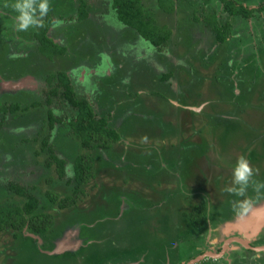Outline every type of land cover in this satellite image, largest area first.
<instances>
[{"label": "rangeland", "instance_id": "374dc122", "mask_svg": "<svg viewBox=\"0 0 264 264\" xmlns=\"http://www.w3.org/2000/svg\"><path fill=\"white\" fill-rule=\"evenodd\" d=\"M86 1L88 3L87 8L89 10L90 17H99L100 14L109 11L108 0H104V3L102 5L97 3L98 0ZM142 1L144 4L142 3L141 5L144 10L148 8V13H152L155 10V20L160 24H166L171 29V35L168 39V43L167 45L162 46V52L165 51V49L167 50L166 53L170 55L168 57L170 62L175 63L176 60L179 61L178 66L176 64L174 65V70L176 72L175 77L177 79L176 82H178V87L177 90H171L167 85V94H170L172 92L173 95H177V93L179 92L180 98H182L185 104H187L186 107H190L191 111H189L188 109L177 108L178 104L171 106L166 105V102L162 103L160 105V111H158L160 112L159 114H161L162 112L165 113V115H169L168 117H163L165 118V120L172 121L174 128H176L177 130L175 129V132L170 131L163 138H155L156 134L158 133V131H154L156 130V128H152L151 130L154 131L152 132L150 131V128L145 125L146 127L137 129L133 134H122V137L114 144V151L120 153V159L117 161L115 157V159L112 158L111 160L110 158V160L113 164L119 166L122 165L121 163L127 162L124 160L123 155H125V153L127 152L129 153L131 151L130 149L135 152H141V155L146 157L149 155L145 154L143 151L151 150L154 148L159 150L160 147H164V145L167 148L172 144L179 143L183 139H187L193 142H199L203 141L204 137L207 140L206 142L208 143V151L206 155L201 156V159H199L200 166L202 160L208 161V158L206 157L208 155H210L212 161L215 160V162H217L219 165L213 164L212 169H204L203 175L197 174L195 171L193 176H191L192 178L187 177L183 180H180V169L173 170L169 167H166V164L162 163L160 167L161 169L156 170L157 174L154 175L155 178H153V181L148 183V180L145 179V176L135 173V177H131V174L128 171H124V173H121V170H116L117 167H113V165H111V162L109 163V165L107 164L106 166H103L101 163L102 159L99 156L96 162V169L98 167L99 169L96 170L94 178L91 179L85 186L86 194H84L83 196L82 204H85V206L87 207H85L84 211L88 213L89 209H95L93 204L97 208H101L100 206H102L103 209H106L108 207V204H115L116 199L113 198L115 194L111 195L108 190L109 186L112 185L116 186L115 190L117 192L122 190L137 191L138 195L145 194L149 198L154 197L153 200H162L161 204H163L165 207L167 199L164 201V195L167 194L171 197L173 194H175L179 199L175 202L169 203L168 205L177 206V209L179 211L191 210L192 204L199 202L201 199H204L207 202L208 209L210 207L215 208L216 199L220 198L219 200H222L223 196L225 197V195L223 194L225 192H228L225 191V188L231 183L232 164L234 163V161L238 157L242 156L247 159L250 166L253 168L254 165L246 157V152L251 147H253V144L250 143L249 148L246 150V142L250 137L252 140L253 134L255 135L257 134L256 132L264 130V79H262L264 77V52L261 61V52L258 51V46L263 45V42L259 44L258 39L260 38L262 40L264 36V10L258 9V6L264 4V0H238L239 2L247 5V7L249 8H255L252 16L248 19H240L239 16L233 17V15H229L223 9L220 0H164L165 2L161 4H159L161 0H156V2L155 0ZM188 2H191L195 6L188 7ZM0 3L3 7H6V0H0ZM172 6L175 8L172 13L164 12L169 11L170 7ZM193 8L196 10V13L199 16V20L197 22L192 20L191 13ZM3 9L5 10V8ZM70 9L71 10L69 11V13L73 10L72 8ZM211 12L216 15L219 24L228 23L229 33L227 36V41L223 44L215 42L214 35L205 22V18L207 17H205V15H209L211 14ZM15 15L16 13L13 12L12 16ZM72 15H74V13ZM102 17L103 16H101V18ZM111 18L112 20H110ZM102 19H104V17ZM0 21L2 27H4L1 31L13 29L12 27L15 25L14 23L11 26L3 19H0ZM103 21L111 24L109 29H103L104 31H110L111 29L117 30L116 26L120 23L116 18V15L112 12H110V15ZM186 26L188 30L186 29ZM66 27L67 24L65 22L55 20L54 25L51 28V31L56 34L57 41L62 45L67 46L66 52L61 55H56L50 60H47L45 57H39L40 60L37 62L38 64H35L36 66L32 69V71L24 76H22L23 74L9 75L8 73H6V77H0L1 100L7 102L11 101V103H20L21 108L23 106H27L31 111L37 110V106L40 105L41 108L39 109L41 115L38 116H41L42 119V123L40 121L38 126L29 123L30 117L27 118V122L25 121L26 119L22 118V120H20L21 125L18 124L15 120H8L7 127L10 130L8 132L9 134H13L15 137V139H12L11 143H8L6 140H4V133H1L0 131V143L6 149L5 153H11V147L9 146L10 144L12 145V148H15L17 143L22 142L18 147V151L20 152L21 147L24 144L23 139L27 138L29 142H26L23 148L26 149L27 153L29 154L27 158H31V160L24 159L22 164L20 162H17L16 164H13L12 167L9 166L8 161L3 160L4 157L0 158V203L10 204L14 201H20L21 203L24 202L25 197L23 195H17L14 190L8 189V181L13 183L18 182L19 184L26 185L29 187V190L34 193L35 196H40L41 192L53 188V186H50V179L56 181L60 179L58 177V166L56 162L53 161L51 166H47L45 164L48 150L41 147L43 136L46 137L47 135L51 134V137H49V139L47 136V140L54 146L57 154L65 158L66 173L71 174L69 153L75 149L74 147L71 148L69 145L70 143L68 142H60V140L64 138V136L62 135L64 133V130L60 129L59 122L55 123V127L53 129H50L46 119L47 115L45 114V108L51 105L54 106L56 103H58L57 99L51 97V102H48L46 101V94H42L43 88L47 89L48 87V83L46 81L47 74H51L59 69H64L69 72L71 70L70 65H73V48L71 39L68 35H66V32L70 29V26L69 29ZM73 29L74 27L72 28V31ZM78 29L79 30H76L73 35L76 39L78 38V41L79 39L83 41L89 40L88 33L92 40L96 36L94 30L91 28V30L89 31H87V27H79ZM120 31L123 32V30ZM188 34H190V37H188ZM234 34H236L237 36H234ZM125 35L126 33L124 32L120 37H117L116 39V41L119 40L124 42V46L128 47L130 49L129 51H131L132 49L130 55L131 58L125 57V62L127 64H130L132 62V59H136V62L138 63L141 59L139 46L144 47V45H151V43L137 36H134L135 38L132 37L133 42H131L130 38L126 37ZM105 37L106 39H108L109 35L105 34ZM187 40L190 42L189 45H185V41ZM86 44L87 43H84L83 46H86ZM133 44L139 46L134 47ZM4 46L7 47L6 44ZM99 46L101 45L99 44ZM119 47L120 46H116L113 49H109L107 46L105 48L100 47L98 48L97 52H95L97 48L95 46L92 47V54L90 55V57L92 58H90L89 60L90 71L91 73H95L92 74L93 76L99 75L96 73H100V71H103V73H106V75H110L112 73L113 67L111 69L110 63L106 64L103 61H105L104 58L109 59L110 57L117 55L115 51ZM1 48H3V46H1ZM168 50L171 51L168 52ZM252 50L258 51V54L254 55L255 57L250 56V52ZM2 51L0 52V55L2 54ZM108 51L111 52L110 56V53H105ZM74 55L76 59L82 60L83 58L87 57L81 56V51L79 50L75 51ZM161 55V51L158 52L156 49V62L159 63L158 60L160 59V57H162ZM31 57L32 59L38 58L33 53ZM224 57L227 58L226 63L228 67L224 66L223 64ZM254 59L257 60L255 64L259 66L262 71L261 75L257 77V80L262 79V81L256 89L251 88V86L249 85V83H251V81L253 80V78H251V75H253L254 71H251L247 68L250 62L254 61ZM9 60V58L5 59L4 66L13 68V70L16 69L18 67V65H16L17 61ZM158 63L157 65L159 67ZM17 72H19V70H17ZM160 72L161 69H158L156 71V78L158 77ZM86 77L87 75L85 71H82L81 73H79L78 71L75 72L74 77L73 74H71L73 84L76 85L78 93L80 95L86 94L87 98L93 102V92L89 89H87L86 92L81 90V88L86 89V86H88ZM219 79H223V81H225V84L220 86L218 81ZM78 81L82 82V84H79ZM55 82V80L50 81L49 84H54ZM175 85L177 86V84ZM229 85H232V94H227V92H225L224 96V92L220 93V90L222 89V87H226ZM246 89H248L249 91L246 92ZM127 90L125 89L124 92H128ZM245 92L247 97H245L243 101L242 97L245 96ZM140 93L141 94L139 95L141 96L150 95V93L147 92V89L144 90V93ZM157 94L159 95L160 92H158ZM116 96V101L115 103L113 101L112 106H114L115 104V109H117L118 112L116 113V115L110 114L111 116H113L111 117L112 119L110 120V122L111 124H113V126L118 127L121 130L123 126L126 125L125 122L127 123V121L123 119L120 124L118 122V119H121L123 116L121 112H123V110L127 107V105L123 104V102L131 103V105L134 104L125 94L120 97L118 95ZM129 97L131 96L129 95ZM120 101L122 102L124 108L123 106L121 107V105H118L120 104ZM93 103H95L94 106L98 111L102 110L101 106L98 103L96 104V101H94ZM153 104L154 105H151L149 110L153 111L154 113H158L157 107L159 109V101H153ZM104 105L105 104H103L102 106ZM106 107L107 106H104L103 108H105L106 110ZM167 107L170 110V114L165 112L167 110ZM19 110L21 109H18V111ZM129 110L132 111L134 109ZM37 112L39 111L37 110ZM142 112H139L140 116L144 117L145 115H147V112ZM8 118L9 117L7 116V119ZM223 119H226V121L228 122H231L233 120L234 123H236L234 125V127L236 126L235 128L239 126H241L242 128V123L245 124L244 128H242L243 131H241L240 129L239 131L233 129L230 135L229 131L227 132L228 137L226 138V140L222 138L220 139L219 137L223 134L224 129L227 125L224 123ZM137 120L140 119L137 118ZM113 121L115 124L113 123ZM139 123H145V121L140 120ZM19 125L20 127H18ZM16 129H18L19 131L15 132ZM246 131L251 132V136L249 135L247 141H245L244 136V133ZM262 133L263 136L261 139L264 141V132ZM145 135L154 137H151L149 139L145 138ZM58 143H62L63 146L61 145L59 147ZM260 144L261 142L258 143L257 147ZM72 146H74V144H72ZM262 146L259 148L260 151ZM220 149H224L227 151L225 155L227 156V159L231 161L230 163L224 162V159L222 157L223 153L221 154ZM34 152H39V154L34 156ZM16 154L17 153L15 152V154L13 155ZM102 155H105L106 157V154H104L103 152ZM150 157L151 156H149V158ZM2 160L3 162H1ZM207 166L208 163L205 164V167ZM125 168L126 166L125 164H123V169ZM193 170H195V167L193 168ZM197 171L199 173V170ZM215 177H218V180L215 181ZM56 187L57 186H54L53 189H55ZM59 189L60 188H58V190ZM248 193L249 187L246 186L243 193L241 194L237 192L236 197H234L233 199V205H235L236 203L237 206L243 207L241 209V212L240 210L233 211L227 218L217 220L215 222L208 218L206 229L203 232H200V230H198V233H191V236L188 237H186L185 234L179 235L177 234V229L182 224L179 221H176V219H173L176 221L174 230V235L176 234V241L173 242L171 247L167 246L165 248L167 250V253L165 254L166 257H159L158 254V256L153 255V257L150 256L149 258H147L146 253L145 257L144 254H142V256L131 260L126 257L127 255L120 253L117 255L120 256L121 260H112L110 264L185 263L190 259L186 258L185 256H187V254H191L194 247L202 250H210L211 248L217 250L216 246L220 245L223 238H228L230 235L238 234L236 226L230 228L232 225L231 222H235L230 221L233 220V215H240L243 214V212H246L245 214H247L249 206L258 208L264 205V197H260L259 199L256 198L255 201H253L248 198ZM119 195V197L117 196L120 199L118 206L121 205V207H123L125 200H121L123 196L121 193ZM97 203H100V206ZM146 210L147 212L151 211V209ZM165 210L167 211L168 209ZM108 214L109 213L106 209L105 214H102V216H108ZM110 217H106L110 221H106V219L102 221L103 226H108L106 230H109L111 225L119 224L120 226L123 224L122 216L118 217V215H115V217ZM169 218L170 221L165 222L166 225L168 224L167 228L170 227L171 223H173L170 216ZM228 219L230 221L228 222V224H230L228 226L230 230L228 232L229 235L227 234L226 236L223 231L226 230L225 223L228 221ZM149 221L151 222V219ZM91 229L94 228L87 227L88 232H92ZM26 230L27 229H25V231ZM77 233V227H71L68 228L64 234L62 232L60 235L61 237L57 239H52L51 237L49 240L52 247L47 249L48 254H54L55 256H57L64 253H70V250H73L74 248H76V246V252H78L81 246H84L86 243H88V241H85L82 238L79 240ZM26 234L32 237L31 240L36 238V242L33 241V246H38L43 243V241L40 240V237H38V243L37 236L31 234L29 231L26 232ZM255 235L256 236H254L250 241H253L257 244L264 243V224L261 225V230L259 231V233L257 234L256 232ZM109 236L112 237V235ZM157 236H154L152 238V243H154V246L157 245V241L159 240V237ZM12 238L13 236L11 235V231H0V264H35L33 263L34 261H32L33 259L31 257L27 259L25 258L30 247L29 244L22 247L24 251L23 254L16 255L8 253V256H6L5 245H8ZM104 240L105 238L103 240L100 239V241ZM178 244L182 245L183 248L181 251L183 253L180 252V248L177 249L176 247V250L171 249ZM84 247H87V245ZM98 248L95 247L94 251L97 252ZM102 249L106 253H112L113 251L119 250V248H117V246L114 244H112V246H110L109 244H103V246H101L99 249V256L105 255ZM40 251L44 252L41 249ZM143 252L145 251H142V253ZM196 254L198 253L196 252L194 256ZM180 255H183L182 258H179ZM76 257H84V255L83 253H77ZM155 257L159 258V263L155 260ZM242 257L243 260L246 261V264H255L256 260L259 261L260 264H264V252L261 253V257H257L251 251H240L239 249L232 251L229 256H227V258L216 259L214 261V264H229L228 262H231L232 264H242ZM19 258H21L22 260H19ZM37 258L38 262L40 263L39 255H37ZM115 259H117V256H115ZM66 260L67 259H64L63 261ZM198 263L200 264V262L198 261L195 264Z\"/></svg>", "mask_w": 264, "mask_h": 264}, {"label": "trees", "instance_id": "16d2710c", "mask_svg": "<svg viewBox=\"0 0 264 264\" xmlns=\"http://www.w3.org/2000/svg\"><path fill=\"white\" fill-rule=\"evenodd\" d=\"M68 1L75 3L72 6H74L77 19L79 20V22L83 21L85 23L84 27H87V31L91 29L94 30L96 36L93 39V42L96 44L98 43L96 48H105L107 46L109 49H113L116 46L120 47L115 51L117 55L110 57L107 62L108 64L110 63L111 69L112 67L113 69L112 73L105 76L103 79L104 88L102 86L100 90L98 84H94L89 88V90H91L94 95L93 102L96 101V104L98 103L101 106L102 111H98L96 109V107L94 106L95 103L90 101L87 98L86 94L78 95L76 93L71 80L67 77L66 73L63 70L58 72L57 74L58 83L48 88L46 101L51 102V97L56 95L63 99L61 100L63 101L62 110L65 112V114H63V117H56L50 110V107H48V119H46L48 121L50 129L54 128L55 123H60V129L64 130V133L62 134L64 138H62L60 142H68L70 143V147H74L75 149L69 153L71 174L66 173L65 158H63V156H59L54 146L47 140V136L49 139V137H51V134L44 137V139L41 141V147L48 150L45 164L47 166H51L52 162L55 161L58 166V177L60 179H58L57 181L50 179V186H53V188L54 186L57 187L55 189L51 188L49 190L41 192L40 196H35L34 193L31 192V190H29V187L26 185H20L18 183H13L10 181L7 182L8 189L14 190L18 194H22L25 199L23 203H21L20 201H14L10 204L0 203V231H11V235L13 236L9 244L5 245L6 256H8V253L16 255L23 254L24 251L22 247L29 244L30 247L25 258L27 259L31 257L33 259L32 261H34L33 263L35 264H76V260L74 258L77 256V253H83V255L85 256V264H96L103 260V258L100 259L99 253L96 254L94 253V251H92V246L95 245L93 243H91L88 247H81L78 252L64 253L57 256H55L54 254L41 252L39 247L46 249L52 247L49 239L51 237L55 238L56 236L61 235L62 230L66 225L80 226V237H83L82 234H85V236L87 235L86 237L88 239L95 238L96 235H98L96 231L91 229L92 232H88L86 225H88L87 223H90L91 221L98 218L110 221L108 218H105L107 216H102V214H105V211L107 209L109 213L108 217H115V215H118V217L122 216L124 223V235H116V239L114 238L115 241L119 242L120 244V247H117L119 248V250L113 251L116 255L122 252L131 260L142 256V254H144L145 257L146 253L147 258H149L150 256L153 257V255L158 256V254L159 257L161 256L164 258L166 257L165 254L167 253V250L165 248L167 246L171 247L173 242L176 241V234L174 235L176 221H179L182 224L177 229V234H185V236L188 237L191 236V233H198V230H200V232H203L206 229L208 218L213 222L222 220L224 218H227L233 211H241L243 207L237 206L236 203L235 205H233V199L234 197H236L237 192H225L223 194L225 195V197L223 196L222 200H219L220 198L216 199L215 208L210 207L208 209L207 202L204 199H201L199 202L192 204L191 210L179 211L177 209V206L168 205L169 203L175 202L179 199L175 194H173L171 197L167 194L164 195V201L167 199L165 207L163 204H161L162 200H153L154 197L149 198L145 194L138 195L137 191L122 190L117 192L115 190L116 186L112 185L109 186L108 190L111 195L115 194V196L113 197L116 199L115 204H108V207L106 209H103L102 206H100V203H97L101 208H97L95 206V209L91 211V215L84 211L85 206L82 204V200L84 194H86L85 186L91 179L94 178L96 170L99 169V167L96 169L97 158L100 156L103 166H106L107 164L109 165L112 158L115 159L116 157L117 161L120 159V153L114 151V144L122 137L123 132L125 135H128L129 133L133 134L136 132L135 128L132 126L130 117L133 118L134 116V118L136 119L137 115L128 113L124 119L125 121H127V123L125 122L126 125H124L120 130L118 127H115L110 123L108 117L110 115V112L109 110H103L105 108H103L102 106L107 102L111 107L112 102L116 99L115 91L117 93V89H115L114 87H116V85L120 83L121 77L126 74L125 67L121 68L118 65L120 63H126L124 59L125 57L131 58V51H129L130 49L124 46L125 43L122 41L117 40V42H115L117 38H114V35H109L110 37L106 39L103 35H101V33H99V31H96L94 26L90 23L91 21H88L89 10L87 8L86 0ZM108 1V14L112 12L116 15V18L120 22H122L125 27L124 29L126 37H129L130 40H132V37L140 36L149 41L152 45L156 46L158 52H162V46L164 44L167 45L168 43V39L171 35V29L168 28L166 24L158 23L155 20L154 13L147 12L148 8L145 9V11L141 5V0ZM220 1L222 3L223 9L229 15H233V17L239 16L240 19H248L252 16V13L255 10V8H249L247 7V5L239 2L238 0ZM164 2V0H161L159 4ZM189 6L195 5H193L191 2H188V7ZM258 9L264 10V4L258 6ZM173 10H175V8L172 6L170 7L169 11L164 12L172 13ZM191 16L192 20L196 22L199 20V16L194 8L192 9ZM205 17V22L211 29L214 35L215 42L219 44L225 43L227 41V36L229 33L228 23L219 24L216 15L212 12L209 15L206 14ZM186 29L188 30L187 26ZM46 30L47 24L43 23L38 31V38L40 47L45 51L47 57L51 58L55 53L61 54L64 51V47H58L56 44H54L45 35ZM234 36L237 35L234 34ZM188 37H190V34H188ZM258 40L259 44L263 42L262 46H258V51L261 52L260 59L262 61V55L264 52V36L262 40L260 38ZM185 42V45H189L190 43L188 40ZM99 44L101 46H99ZM170 51L171 50H168V52ZM163 52H167V50L165 49V51ZM254 55L255 51L252 50L250 52V56L254 57ZM161 56H163V54ZM158 61L159 63L156 62V64L158 63L159 70L161 69L159 78L168 79L167 77H171L172 79L177 81L175 77L176 72L174 70L175 63L170 62L169 59L162 57H160ZM226 61L227 58L224 57L223 64L224 66L228 67ZM256 61L257 60L254 59V61L250 62L249 66L247 67L249 70L254 71L253 75H251V78H253V80L251 81V83H249V85L251 86V88L253 87L255 89L260 85L262 79H264L263 77L261 80H257V77L261 75L262 71L259 66L255 64ZM46 78H48V81H50V75L46 76ZM218 81L220 86L225 84V81H223V79H219ZM231 87L232 85L222 87L220 93L224 92V96L225 92H227V94H232ZM124 88L127 90L128 87L125 86ZM247 90L248 89H246V92ZM127 91L130 95L134 94L135 97L137 96L136 100L139 99L136 91H133L131 88H129ZM113 94L115 96L114 98ZM125 94L127 93L125 92ZM244 95L245 96L242 97L243 101L246 97V94ZM169 96H171V100L172 98H176L173 96L172 92L169 94ZM177 100L179 102L177 108L181 109L184 105H186L182 98H177ZM125 104L128 107L131 106V109L135 108L133 105H131V103L126 102ZM173 105L174 104L172 103L171 106ZM18 107V103H11L7 108L11 111L12 114H14L12 111L16 110ZM0 110H5V107L2 106ZM189 111L191 110L189 109ZM146 114V119H148L147 121L150 120L152 125L156 128V130L154 131H158L155 138H163L170 131L175 132L176 128H174L172 121L163 120L161 114L153 112H147ZM223 121L228 126L226 125V128H223L224 132L222 135H220V139L222 138L226 140V138L228 137V131L230 135L233 129H236L237 131H239L240 129L241 131H243L242 128H244L245 126V124L242 123V128L241 126L235 128L236 126L234 127V125L236 123H234L233 120L231 122H228L226 121V119H223ZM0 131L1 133H4V140H6L8 143H11L12 139H15L13 134H9L7 128H1ZM262 132H264V130L256 132L257 134H253L252 140L250 137L248 141L247 138L249 137L251 132L246 131L244 133L245 141H247L245 149L247 150L249 148L250 143L253 144V147H251L246 152V157L254 165L253 169L255 170L253 177L250 179V182L247 185L249 187L248 198L253 201H255L256 198L259 199L260 197H264V187L259 188V190H257L256 188L257 182H264V141L261 139L263 136ZM151 137L145 135V138ZM206 141L207 140L204 137L203 141L199 142H193L187 139H183L179 143L172 144L167 148L164 145V147L161 146L159 150L154 148L151 150L143 151L145 154L151 156L150 158L149 156H142L141 152H135L130 149L131 151L129 153L127 152L125 153V155H123L124 160L127 162L121 163L122 165L119 166H116V164H113L111 162V165H113V167L116 166V170H121V173H124V171H128L131 174V177H135L136 174L145 176V179L148 180V183L153 181V178H155L154 175L157 174L156 170L161 169L160 167L162 163H165L167 167L173 170L180 169V180L193 176L195 171L197 174L203 175L204 169H212L213 164H218L217 162H215V160L212 161L210 155H208L206 156L208 158V161L202 160L200 166L199 159H201V156L206 155L208 151V143ZM259 142H261V144L257 147ZM72 144H74V146H72ZM58 145L60 147L62 143H58ZM261 146L262 148L260 151L259 148ZM5 151L6 149L0 143V158L3 154L6 156L8 155V153H5ZM220 151L221 154L223 153L222 157L224 159V162L230 163L231 161L228 160L227 156L225 155L227 151L224 149H220ZM102 152L106 154V157L105 155H102ZM33 154L35 156L38 155L39 152H34ZM6 158L7 157H5L4 159ZM206 163H208L207 167H205ZM123 164H125L126 166L125 169H123ZM194 167L195 170H193ZM197 170H199V173ZM214 180H218V177H215ZM58 188L60 189L58 190ZM120 193L123 195L121 200H125L124 207L121 211L118 206L120 200L118 197L120 196ZM56 208H59L61 211L56 213ZM146 209H151V211L147 212ZM165 209L168 210L166 211ZM169 216L171 217L173 222L170 225L171 228L168 227L170 229L167 228L168 224H165V222L170 221ZM150 219L151 222L149 221ZM173 219H176V221ZM96 223V225H99L102 222L97 221ZM24 225H26L27 231H29L31 234L36 235L37 238L40 237V240L43 241L41 245L33 246L34 242H36V238L31 240L32 237L28 234L23 235L22 227ZM154 236L159 237L157 245L155 246L154 243H152V238ZM176 247L177 249L180 248V252L183 253L181 251L183 248L182 245L178 244L171 249L176 250ZM142 251L145 252L142 253ZM195 251L197 253H200L202 249L194 247L191 254H187V256L185 257L193 258L194 254L196 253ZM113 252L106 253L105 257L107 258L108 256L113 255ZM37 255H39L40 263L38 262ZM182 256L183 255H180L179 258H182ZM68 257L72 259H69ZM62 259H67V262L63 261ZM155 260L159 263L158 257H155Z\"/></svg>", "mask_w": 264, "mask_h": 264}, {"label": "flooded vegetation", "instance_id": "af4514ba", "mask_svg": "<svg viewBox=\"0 0 264 264\" xmlns=\"http://www.w3.org/2000/svg\"><path fill=\"white\" fill-rule=\"evenodd\" d=\"M72 1H76V0H72ZM141 2L143 3L142 0H141ZM12 3H13L12 0H6V7H3L0 3V19H3L6 23H9L11 26H12V24L15 23V16H12V13L15 12L11 6ZM72 3L73 2H70L68 0H49V11L41 19V22L38 25L31 26L27 30H24V31H18L14 26L12 27L13 29H7L4 31H1L2 28H4V27H2L1 21H0V52L3 50L2 54L0 55V77H6L7 76L6 73H8L9 75H11V74L12 75L23 74L22 76H24V75L30 73L32 71V69L38 64L37 62L40 60L39 57H45L47 60H50L54 56H56L55 54L61 55L64 52H66L67 46L62 45L60 42H58L56 34L51 31V28L54 25L55 20H58V21L65 22L67 24L66 28L69 29V26H70V29L67 30L66 35H68L69 38L71 39V44H72V48H73V54H72L73 65H70L71 70L69 72L67 70H64V69H59V70H56L55 72H53L51 74H47V76L50 75V81L55 80L56 82L54 84L58 83L57 74H58V72L63 70L66 73L67 77L71 80V83L73 84L71 74H73V77H74L75 72L78 71L79 73H81L82 71L83 72L85 71V73L87 75L86 81H87L88 86H86V89L81 88V90L86 92L87 89H89L94 84H98V87L100 90H101L102 86L104 88L103 79L105 76H107L106 73H103V71L102 72L100 71V73L99 72L96 73L99 75L93 76L92 74H95V73H91V71H90V60L89 59L92 58V57H90V55L92 54L91 49L94 46L96 47L98 45V43L96 44L93 42L94 40L91 39V37L89 36V33H88L89 40H85V41H83L81 39H79V41H78V38L76 39L73 36L74 32L76 30H79L78 29L79 27L85 26V23L83 21L79 22V20L77 19L74 6H72L75 3H73V4ZM97 3L102 5L104 3V0H98ZM3 8H5V10ZM70 8H72L73 10H72V12L69 13V11L71 10ZM154 11H153V13H154ZM73 13H74V15H72ZM106 13L100 14L99 17H94V16L90 17L89 16L90 13L88 11V18H89L88 21L92 20L90 23L94 26L96 31L97 32L99 31V33H101V35H103L104 37H105V34L114 35V38L120 37L121 34L125 32V29H124L125 27L122 24V22H120L119 20L118 21L120 23L116 26L117 30H115V29H111L110 31H104L103 30V29H109V27L111 25L110 23L103 21L106 19V17H108L110 15V14H108V12H106ZM101 16H103L104 19H102L103 17L101 18ZM74 17H75V19H74ZM110 20H112V18ZM43 23L47 24V30H46L45 35L54 44H56L58 47H64V51L61 54L55 53L52 55L51 58L47 57L45 51L40 47V43H39V38H38L39 32L38 31L41 28V26L43 25ZM93 23H95V24H93ZM73 27H74V29L72 31ZM120 30H123V32H121ZM115 35H116V37H115ZM138 37H140V36H138ZM115 42H117V41H115ZM131 42H133V39L131 40ZM84 43H87L86 46H83ZM5 44L7 45L8 48L4 46ZM151 45H144V47L138 45L139 51L141 52V54H140L141 59L138 63L136 62V59H132V62L130 64L120 63L118 65L121 68L125 67L126 74H124L121 77L120 83L117 84L116 87H114L115 89H117V93L115 91V96L118 95L120 97V96L124 95L125 94V92H124L125 88L124 87L127 86L128 87L127 89L131 88L133 91L137 90L136 91L137 95H138V97H140L138 100H136L137 96L135 97L134 94L130 95L129 92H126L127 94H125V95H127V97L130 99L131 102L133 101L132 102L134 104L133 106L136 109L134 108V110L131 111V110H129V109H131V106H129V107L127 106L123 110V112L120 111L123 114V116L121 119H118V122L120 124L122 122V119L124 120L128 113H133V114L137 115L136 119L133 116L134 120L131 117H130V120H131L132 126L135 128V130L140 129L141 127H146L145 125H147V127L150 128V130L152 128H155L152 125V123L150 122V120L147 121L148 120V119H146L147 115L144 116L145 117V119H144V117L140 116V114H139V112H142V111H145V112L151 111L149 109H150L151 105H154L153 101H155V102L159 101V109L157 107V112L160 111V105L162 103L166 102V105L172 104V100L170 99L171 96H169V94H167V85L172 90V86L174 84L173 79L171 77H167L168 79H160L159 78L160 74L158 75L157 78L155 77V73L159 69V67L155 61L157 48H156V46H154V45L151 46ZM1 46H3V48H1ZM133 46L135 47L137 45L133 44ZM78 50L81 51V56H87V57L83 58V60L82 59H76L74 53H75V51H78ZM147 50L150 52H148ZM97 51H98V47L95 50V52H97ZM131 52H132V49H131ZM32 53L35 56H37L38 58L32 59V57H31ZM105 53H110L109 56L111 55V52H105ZM6 54H7V56H6ZM161 54H163L162 58L169 59L168 57L170 55L168 53L161 52ZM7 57L10 59L9 61H11V60L17 61L16 65H18V67L16 69L13 70V68H9L8 66H4L5 59H8ZM109 59L104 58L105 61H103V60L102 61L105 62L106 64H108L107 62ZM175 64L178 66L179 61L176 60ZM17 70H19V72H17ZM22 76H18V77H22ZM46 81L48 83V87H47V89L43 88V91H42L43 95L47 94L48 88L50 86L54 85V84H49L50 81H48V78H46ZM78 83L82 84V82H80V81H78ZM124 83H125V85H124ZM73 86H74L76 93L79 95L76 85L73 84ZM156 87H158L159 89ZM145 89H147V92H149L150 95H145V96L139 95V94H141L140 92L144 93ZM158 92H160L159 95L157 94ZM129 95L131 97H129ZM115 96L113 94V98ZM53 97L57 99L58 103H56L54 106L51 105L48 107H50V110L52 111V113L56 117L61 118V117H63V114H65V112L62 110L63 101H61V100H63V99L58 97L57 95L53 96ZM116 98H117V96H116ZM115 101L116 100H114V103H115ZM119 103H120V104H118L119 106L120 105L123 106L121 101ZM10 104H11V101L7 102L4 100H1V98H0V106L5 107V110H0V129L1 128H7V130L10 131L7 127L8 120H15L18 124L20 123V125H21L20 120H22V118L26 119L25 121L27 122V118L30 117L29 123H32L35 126H38L40 121L42 123L41 116L40 117L38 116V115H41V112L39 109V108H41L40 105L37 106V110L39 111V112H37V110H35V111L29 110V108L27 106H23L21 108L20 103H18L19 107L16 110L12 111L14 113V114H12L11 111L7 108ZM123 104H125V103L123 102ZM104 106H107L106 110H109L111 115H113V114L116 115V113L118 112V110L115 109V104H114V106H112V104H111V107H112L111 108L108 105V103L106 102ZM48 107L45 108V114L47 115V117H46L47 119H48ZM123 108H124V106H123ZM183 108L188 109V110L190 109L189 107H186V106ZM18 109H21V110L18 111ZM119 109H120V107H119ZM103 110H105V109H103ZM100 111H102V110H100ZM169 111L170 110L167 107V110L165 112L169 113ZM151 112H153V111H151ZM27 113H30V114H27ZM159 113L160 112H158V114ZM101 114H102V112H101ZM33 115H34V117H33ZM111 115L108 116L109 120H111L112 119L111 117H113ZM161 115H162L163 120H165V118H164L165 116L166 117L169 116V115H165V113H162V112H161ZM7 116L9 117L8 119H7ZM137 118L140 119L141 121H145V123H139L140 120H137ZM35 121H37V122H35ZM33 122H35V123H33ZM113 123H114V121H113ZM20 125L18 127H20ZM18 131H19L18 129L15 130V132H18ZM122 134L125 135L124 133H122ZM43 139H44V136H43ZM26 142H29L28 139L27 138L23 139L24 144L22 145L20 152L18 151V147H19V144L22 142L17 143L15 148L10 149L11 153H8L7 158L4 159V161H8V164L10 167H12V165L16 164L17 162H20L22 164L24 159H30L31 160L30 157L27 158L29 156V154L27 153L26 149L23 148L25 146ZM9 146L12 147L11 144ZM15 152L17 154L13 155V154H15ZM4 156L6 157V155L3 154L2 157H4ZM190 178H192V177H190ZM16 183H18V182H16ZM20 185H22V184H20ZM16 194L22 195V194H18V193H16ZM83 205L85 206V204H83ZM93 206L95 207L94 204H93ZM85 207H87V206H85ZM123 207H121V205L119 206L120 211L122 210ZM91 210H92V208L88 210V213L90 215L92 214ZM60 211L61 210L58 208L56 210V213L60 212ZM119 213H121V212H119ZM103 220L104 219H102V218H98L96 220L91 221L90 223H87L88 225H86V227H93L94 228L93 230H95L96 233L98 234L93 239H88L86 237L87 235L85 236V234H82L83 237H80L79 232L81 230V227L78 225H75V226L66 225L64 227V229L62 230V232L64 234L68 228L77 227V231H78L77 236L79 237V240L82 238L85 241H88V243H86L84 246L87 245V247H88L91 243L95 244L92 246V251H94L95 247L96 248L99 247L97 252L94 251V253H96V254L100 253L99 249L101 246H103V244H109L110 246H112V244H114L117 247H120L119 242L115 241V239H116L115 237H116V235L117 236H123L124 235V233H123L124 223L120 226H119V224L111 225L110 229L106 230V228H108V226H103V223L96 225L97 221L102 222ZM26 228H27L26 225H24L22 227L23 235H26V232H28L27 230L25 231ZM225 232H228V231H225ZM239 234L230 235L229 236L230 238L229 237L223 238L220 245L216 246L217 250H215L214 248H211L210 250L204 249L200 253L196 254L199 256L197 259H195L196 258V255H195L193 258H190L189 261H187L185 263L179 262V264H188V263L189 264H195L197 261L200 262V264H214V261L216 259L227 258V256H229V254L232 251L238 250V249L240 251L241 250L251 251L254 253L255 256L261 257V253L264 252V249L260 248L259 246L264 245V243L257 244L253 241H250L253 238H250L249 241L243 240ZM109 235H112V237H110ZM225 235L227 236V234H225ZM59 237H61V236L59 235V236H56L55 238H52V239H57ZM99 238L102 240L105 238V240L100 241ZM118 239H120V238H118ZM84 246H81V247H84ZM76 248H77V246H76ZM76 248H74L73 250H70L71 253L76 252ZM40 249L42 251L48 253V250L46 248H40ZM102 251L104 252L103 249H102ZM120 253L123 254L122 252H120ZM104 254L106 255V252H104ZM105 255L99 256L100 259L103 258V260H101L100 262H98L96 264H110V262L112 260H115L114 259L115 256H117V261L121 260L120 256L116 255L115 252H113V255L108 256L107 258L105 257ZM20 259L21 258H19V260ZM69 259H72V258H69ZM74 259L76 260V264H85L84 263L85 256L84 257H75ZM211 259H213V260H211ZM241 259H242V262L246 264V261L243 260V257ZM207 260H210V261H207ZM228 263L232 264L231 262H228ZM255 264H260V262L256 260Z\"/></svg>", "mask_w": 264, "mask_h": 264}, {"label": "clouds", "instance_id": "9594fccd", "mask_svg": "<svg viewBox=\"0 0 264 264\" xmlns=\"http://www.w3.org/2000/svg\"><path fill=\"white\" fill-rule=\"evenodd\" d=\"M11 6L16 13L15 25H14L15 28L18 31H24L31 26L38 25L41 22V19L49 11V0H13ZM254 51H255V55H257L258 51L257 50ZM175 84H177V82L173 84L172 86L173 90H177L178 84L177 86ZM173 96L176 98L174 99L172 98V103L174 105L177 104L179 105V102L177 100V98H180L179 92L177 93V95H173ZM185 106L186 105H184L183 107ZM254 171L255 170L250 166L246 158L242 156L238 157L232 164L231 183L230 185L226 186L225 191L239 192L242 194L246 186L249 184L250 179L253 177ZM261 187H264V182H257L256 183L257 190H259V188Z\"/></svg>", "mask_w": 264, "mask_h": 264}, {"label": "water", "instance_id": "95a60500", "mask_svg": "<svg viewBox=\"0 0 264 264\" xmlns=\"http://www.w3.org/2000/svg\"><path fill=\"white\" fill-rule=\"evenodd\" d=\"M245 213L246 212H243V214H240V215L239 214L233 215L234 218H233V220H230V221H235V222H231L232 225L230 228H232L233 226L234 227L236 226L237 231H241L244 234L246 233L247 236L253 237L256 232L259 233V231L261 230V225L264 224V205H262L261 207H258V208H254L253 206H249V208L247 210V214H245ZM230 221L228 219V221L225 223V226H226L225 231L230 230L228 228V226L230 225V224H228V222H230ZM259 247L264 249V245H261ZM198 257L199 256H196L195 259H197Z\"/></svg>", "mask_w": 264, "mask_h": 264}, {"label": "crops", "instance_id": "0c3cea01", "mask_svg": "<svg viewBox=\"0 0 264 264\" xmlns=\"http://www.w3.org/2000/svg\"><path fill=\"white\" fill-rule=\"evenodd\" d=\"M173 83H176V80H173ZM228 232H229V231H228ZM228 232L223 231L224 234H228ZM238 232L240 233V234H239V233H238V234L241 236V238H242L243 240H248V241H249L250 238H253L254 236H256V235H254L253 237H249V236H247L246 233L244 234V233L241 232V231H238ZM255 234H256V233H255ZM257 234H258V232H257Z\"/></svg>", "mask_w": 264, "mask_h": 264}]
</instances>
